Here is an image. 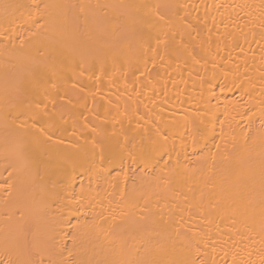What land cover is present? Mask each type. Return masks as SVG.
<instances>
[{"label":"bare ground","instance_id":"1","mask_svg":"<svg viewBox=\"0 0 264 264\" xmlns=\"http://www.w3.org/2000/svg\"><path fill=\"white\" fill-rule=\"evenodd\" d=\"M33 2L0 0V264H264V0Z\"/></svg>","mask_w":264,"mask_h":264},{"label":"snow or ice","instance_id":"2","mask_svg":"<svg viewBox=\"0 0 264 264\" xmlns=\"http://www.w3.org/2000/svg\"><path fill=\"white\" fill-rule=\"evenodd\" d=\"M218 6V5H217ZM32 8L36 9L37 10V14H39V10L43 7V8H47L48 5L47 4H44V5H41L40 3H36L35 0L33 2V4L31 5ZM161 19H163V17H161ZM161 41L160 40H157V44H160ZM163 43L165 44V47L167 48V41H163ZM153 66H155V64L153 63ZM143 75V73H141ZM53 87L55 88V85L53 84ZM133 159L135 160V157H133ZM25 264H27V262H25ZM42 264V262H41ZM185 264H193L192 261H186ZM201 264H203V262H201Z\"/></svg>","mask_w":264,"mask_h":264}]
</instances>
